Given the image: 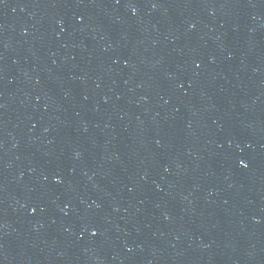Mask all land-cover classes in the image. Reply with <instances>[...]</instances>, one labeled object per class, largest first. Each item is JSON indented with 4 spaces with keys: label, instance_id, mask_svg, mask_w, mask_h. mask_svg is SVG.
<instances>
[{
    "label": "water",
    "instance_id": "water-1",
    "mask_svg": "<svg viewBox=\"0 0 264 264\" xmlns=\"http://www.w3.org/2000/svg\"><path fill=\"white\" fill-rule=\"evenodd\" d=\"M0 264H264V0H0Z\"/></svg>",
    "mask_w": 264,
    "mask_h": 264
}]
</instances>
